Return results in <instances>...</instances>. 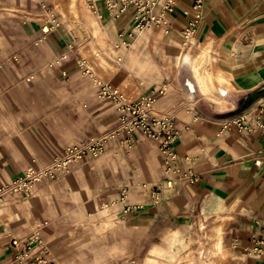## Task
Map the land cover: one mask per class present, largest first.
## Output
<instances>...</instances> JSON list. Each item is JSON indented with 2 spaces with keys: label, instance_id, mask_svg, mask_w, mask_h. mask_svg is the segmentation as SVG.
<instances>
[{
  "label": "crops",
  "instance_id": "obj_1",
  "mask_svg": "<svg viewBox=\"0 0 264 264\" xmlns=\"http://www.w3.org/2000/svg\"><path fill=\"white\" fill-rule=\"evenodd\" d=\"M175 2L167 28L155 27L131 37L132 11L114 21L103 0L98 8L103 25L100 35L106 43L97 45L96 51L103 53V59H108L113 67L110 82L130 100L154 90L165 91L154 114L176 118L181 132L175 144L181 173L167 175L162 170L154 186L143 182L145 186L142 184L137 189L143 199L136 204L128 198L120 203L123 190H132V180H147V175H138L136 166L132 169L126 157L113 155L91 162L88 175L97 179L95 195L100 200L102 197V202L106 197H120L116 200L120 208L119 227L129 233L127 242L149 245L143 249L146 255L151 252L147 264H154L164 254L160 247L153 249L154 242L159 238L163 244L172 234L191 240L195 247L193 264H259V259L249 250L264 221V131L243 130L239 122L245 115V123L250 125L251 119L260 115L264 123V97L249 110L240 114L239 111L246 97L264 88V0H203V18L196 36L198 48L185 54L183 47L182 56V32L188 27L185 12L194 0ZM70 10L72 14L71 4ZM77 12L78 16V9ZM40 35L45 36L43 49L58 58L73 52L74 47H82L86 43L82 36H94V33L64 24L45 35L41 31ZM204 53H210L212 63L210 72L202 75ZM86 58L88 65L94 64L91 57ZM69 61L70 65L76 64ZM75 80L71 78L64 84L72 88ZM79 80L82 86L92 83L84 77ZM96 90L93 94L86 91L77 96L97 100ZM74 93L65 92L70 99H74ZM186 98L194 101L185 106ZM100 103L107 106L113 118L116 116L113 105ZM32 130L30 141L24 135L26 128H21L32 151L29 157H21L18 145L13 142L0 145V162L13 164L14 173L21 172L20 165L47 163L63 152V147L40 127ZM135 144L133 157L139 149L147 152L156 147L149 140H138ZM119 164L124 167L115 166ZM190 175L197 182H190ZM42 236L35 237L41 248L35 249L33 256L56 264L60 258L55 251L57 242ZM26 241L20 238L2 250L0 264L17 261ZM168 261L171 263L173 259Z\"/></svg>",
  "mask_w": 264,
  "mask_h": 264
},
{
  "label": "rangeland",
  "instance_id": "obj_2",
  "mask_svg": "<svg viewBox=\"0 0 264 264\" xmlns=\"http://www.w3.org/2000/svg\"><path fill=\"white\" fill-rule=\"evenodd\" d=\"M93 1L95 4L77 0V16L78 12L71 14V0H0V145L13 142L18 145L21 157H29L32 151L26 145L21 128H26L24 135L31 141L32 129L40 127L63 147V152L54 158L57 159L55 165H52L54 159L47 163L23 164L21 172L14 173L13 164L0 162V263L2 250L20 238L27 239L31 248L27 257L23 250L17 261L9 264H38L45 260L33 256V251L41 248L36 243L37 235L57 242L55 251L60 258L56 264H147L151 253H144L149 247L144 242L136 245L127 242L129 233L118 224L120 208L116 200L120 197H106L102 202V197L100 200L95 195L97 179L88 175L91 162L113 155L126 157L132 169L136 166L138 175H147V180H132V190H123L120 203L128 198L136 204L143 199L138 187L143 182L154 186L162 170L165 171L157 143L144 131L132 130V114L119 113L115 108L113 118L98 95L97 100L77 96L86 91L93 94L95 88L98 92L94 79L107 83L112 79L113 67L109 66L107 57L103 59V53L96 51L97 45L106 43L105 37L100 35L103 25L98 8L103 0ZM129 11L133 17L134 8ZM52 18H57V28L64 24L75 30L83 27L92 30L94 36L83 35L86 43L82 47H74L70 54L55 58L49 50L43 49L45 36L40 35L41 31L44 35L51 32ZM46 29L49 31L44 32ZM181 45V56L183 47L185 54L198 48V43ZM81 48H84L82 52ZM204 54L202 75L210 72L212 63L210 53ZM87 56L94 63L89 65L91 74H86L81 66L88 62ZM70 59L76 64L70 65ZM80 77L92 83L82 86ZM71 78L77 79L72 88L64 84ZM66 91L75 92L74 99L68 98ZM192 101L194 99L186 98L185 106ZM162 118H170L176 124L174 116ZM102 139L107 140L98 157L86 155L80 159L77 153L68 155L74 148H86ZM138 140H149L156 147L147 152L139 149L133 157L132 147ZM115 166L124 167L123 164ZM111 175L108 177L113 180ZM178 237L172 234L163 244L159 238L154 242L153 249L160 247L164 251L154 264H193L195 247L191 240Z\"/></svg>",
  "mask_w": 264,
  "mask_h": 264
},
{
  "label": "built area",
  "instance_id": "obj_3",
  "mask_svg": "<svg viewBox=\"0 0 264 264\" xmlns=\"http://www.w3.org/2000/svg\"><path fill=\"white\" fill-rule=\"evenodd\" d=\"M88 3L95 4L93 0H87ZM175 0H105V6L109 16L114 21H119L132 7L134 8L132 34H140L155 27L167 28L171 23L169 15L174 12ZM96 9V6H92ZM203 0H194L190 10L185 14L188 17V27L182 32V39L185 45H193L196 43V36L202 22ZM57 18H52V26L49 30H54L59 26L56 22ZM48 29L44 32H48ZM86 69V74H91V70L87 62L81 63ZM98 88V97L100 100L115 106L119 113L132 114V130L144 131L149 138L154 140L163 156L165 173L167 175L181 173V160L176 151V142L181 135L180 130L175 122L170 118H162L154 114V109L158 98L165 94V91H151L149 94L136 100H130L120 89L111 83L94 79ZM246 116L243 115L239 124L243 130L252 132L264 131V123L260 115H255L251 119V123L246 124ZM244 122V123H243ZM107 139L93 142L86 148H74L68 153H77L80 159L86 155L98 157L103 150ZM57 163V159L52 161V165ZM187 175H184L186 177ZM190 182H197V178L193 175L189 177ZM172 185V184H171ZM249 252L259 259V264H264V221L260 225L259 234L253 239ZM30 243L25 244V257L30 249ZM22 257V256H21ZM38 264H52L46 260L38 261Z\"/></svg>",
  "mask_w": 264,
  "mask_h": 264
},
{
  "label": "water",
  "instance_id": "obj_4",
  "mask_svg": "<svg viewBox=\"0 0 264 264\" xmlns=\"http://www.w3.org/2000/svg\"><path fill=\"white\" fill-rule=\"evenodd\" d=\"M253 96H257V97L254 99V101L252 103H248V98L253 97ZM262 97H264V88L254 92L251 95H249L248 97H246L244 103L242 104V106L240 108L239 114L249 110Z\"/></svg>",
  "mask_w": 264,
  "mask_h": 264
},
{
  "label": "bare ground",
  "instance_id": "obj_5",
  "mask_svg": "<svg viewBox=\"0 0 264 264\" xmlns=\"http://www.w3.org/2000/svg\"><path fill=\"white\" fill-rule=\"evenodd\" d=\"M77 0H71V9H72V11H74V12H77V2H76ZM202 63L204 62V61H201ZM202 63H200L199 64V67L201 66V64ZM199 67H198V69H199ZM200 70V69H199ZM257 96H253V97H249L248 98V103H252L253 101H254V99L256 98ZM219 239H220V236H219V238H218V241H219ZM217 249H219V245L217 244Z\"/></svg>",
  "mask_w": 264,
  "mask_h": 264
}]
</instances>
